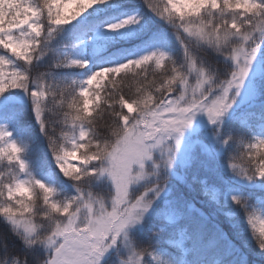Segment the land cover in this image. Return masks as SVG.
I'll return each instance as SVG.
<instances>
[{
	"label": "snow or ice",
	"instance_id": "snow-or-ice-1",
	"mask_svg": "<svg viewBox=\"0 0 264 264\" xmlns=\"http://www.w3.org/2000/svg\"><path fill=\"white\" fill-rule=\"evenodd\" d=\"M142 3L154 20L133 9L132 0H0V218L27 250L5 251L0 264H101L121 244L129 249L123 264L161 261L152 246L135 244L128 228L152 206L149 193L164 190L162 182L139 192L133 185L148 174L144 161L154 148L163 146L171 166L197 113L228 129L224 144L239 141L230 162L239 176L264 179V134H256L264 105L246 123H224L253 71L250 94H264V0ZM74 21L89 35L141 43L119 62L70 76L61 69H86L90 61L58 52L52 41ZM169 33L180 44L179 59ZM207 50L213 59L202 54ZM26 110L38 131L20 125ZM42 140L54 182L34 171L51 167ZM104 176L112 187L101 195L93 185ZM73 187L74 195L59 194ZM232 200L264 250V215L257 221L246 197ZM199 227L205 234L206 226Z\"/></svg>",
	"mask_w": 264,
	"mask_h": 264
},
{
	"label": "trees",
	"instance_id": "trees-1",
	"mask_svg": "<svg viewBox=\"0 0 264 264\" xmlns=\"http://www.w3.org/2000/svg\"><path fill=\"white\" fill-rule=\"evenodd\" d=\"M132 4L133 9L138 8L149 19H155L153 14L144 6L142 0H132ZM87 15L88 13L85 14V16ZM80 20L83 21L84 17H81ZM79 23L74 21L73 25L64 26V31L55 35L52 43L60 53L66 52L77 58L86 59V44L83 40L88 31L74 27ZM105 39H110L112 43L102 42ZM93 41L101 45V50L95 55L94 60L89 62L88 68H65L61 71L70 76L83 78L88 74L89 69L94 70L105 63H109V66L111 63L119 62L118 57L127 52H133L141 43L134 36L123 39L105 38L101 33H98ZM169 47L178 59L182 56L180 44L172 33H169ZM202 54H206L208 59L214 58L211 50ZM220 59L223 60V58ZM262 105L264 102L257 105V109ZM20 125L31 126L38 131V126L35 124L30 110H26L20 117ZM100 125H104V120L100 121ZM13 127L19 133V128L15 124ZM232 134L238 135V132L234 130ZM223 136L224 134H222V142ZM238 148L239 141H231L229 144H224L223 147L221 144H217L211 151L202 148L198 150L191 165L186 168L185 179L180 185L182 192L191 201H194L198 208L187 209L180 224L173 227L176 232L179 226H185L197 242L188 250L174 233L171 235L165 232L168 235L164 238L167 250L155 249L162 260L159 262L152 261V264H186L181 260L183 257L187 258L189 264H200L202 261H206V264H264V250L259 249L252 238L246 213L232 200L233 196L246 197L249 201V208H253L252 211L258 221L264 215V179L258 178L249 181L237 174L236 179L233 180L232 175L225 173L227 165H229L228 169L231 168V158L239 154ZM40 149L42 156L51 166L34 168L36 176L42 179L46 172L53 167V162L46 141H41ZM93 187L99 192L104 191L101 185L94 184ZM59 194L62 196L74 195L75 188H62ZM201 224L206 226L205 234L201 233L199 227ZM5 244H7V249L4 248ZM14 249L22 252L27 251L20 239L12 234L3 218H0V256L5 251ZM218 249L223 253L213 255L214 251ZM214 257H218L220 261L214 262L212 260ZM148 259L151 260V257L149 256Z\"/></svg>",
	"mask_w": 264,
	"mask_h": 264
},
{
	"label": "rangeland",
	"instance_id": "rangeland-1",
	"mask_svg": "<svg viewBox=\"0 0 264 264\" xmlns=\"http://www.w3.org/2000/svg\"><path fill=\"white\" fill-rule=\"evenodd\" d=\"M97 35L98 33L94 35H89L87 33L84 39V42L87 44L86 58L89 61L94 60V54L101 48L99 44L91 41V39ZM254 75V71L249 74V79L240 90L239 96L236 97V102L226 114L224 120L226 126L234 125L237 122H245L246 119L250 118V112L253 108H255L254 106L264 102V94H260L255 97L250 94L249 89ZM246 107H249V109L245 110ZM256 128L257 134H264V123H257ZM218 131H221L222 134H226L228 129H218L216 124H213L208 120L206 113H197L193 124L184 130L181 144L176 150L175 158L171 166H168L165 163L166 154L162 152L163 146L152 150V157L144 161L145 170L148 174L143 180L134 184L133 189L138 192L144 191L149 186L162 182L164 190L159 196H155V190L149 193L150 197H154L152 206L144 213L142 219L138 223L129 226V236L135 244L138 246L163 248L166 244L164 238L165 236H168L165 234L166 228L167 234L172 235L174 231L171 230L170 225L178 222L188 208H198V205L194 201H191V199L189 200V198L182 192L178 185V180L183 178L185 173L183 169L190 164L192 156L199 145H204L208 141L211 144V148H214L217 144H221L222 147L224 146V143L222 142V135H217ZM17 135H19V133H17ZM139 167L140 166L138 164L134 165V171H138ZM228 168L229 165L226 166L225 173L232 175L231 178H233V180L236 179L237 173L233 169ZM53 169L48 171L42 179L48 182H54ZM56 171H58V169H56ZM95 183L105 186L106 189L103 193L100 192L101 195H106L107 190L112 187V183L107 176L101 177ZM152 216L156 217L158 222L155 218H152ZM154 224H164V228L161 230V233L153 232L156 231L157 228ZM146 226H149L151 231L146 230ZM134 233H139V235L135 238L132 235ZM184 233L185 230L183 229L180 231V234L177 233L183 242L188 239ZM221 246L224 245L221 244ZM128 251L129 249L127 245L121 244L110 259L112 264H123L121 257L127 256ZM219 253L223 252L218 249L214 251L213 255H217Z\"/></svg>",
	"mask_w": 264,
	"mask_h": 264
},
{
	"label": "water",
	"instance_id": "water-1",
	"mask_svg": "<svg viewBox=\"0 0 264 264\" xmlns=\"http://www.w3.org/2000/svg\"><path fill=\"white\" fill-rule=\"evenodd\" d=\"M115 249H116V248L112 249L111 252H109L108 254H106L105 257H104V260H103L101 263L105 262V261L108 259V257L111 256V254L113 253V251H114Z\"/></svg>",
	"mask_w": 264,
	"mask_h": 264
}]
</instances>
